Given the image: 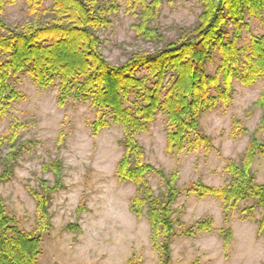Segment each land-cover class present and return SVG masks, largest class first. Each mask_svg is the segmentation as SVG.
<instances>
[{"label":"trees","instance_id":"obj_1","mask_svg":"<svg viewBox=\"0 0 264 264\" xmlns=\"http://www.w3.org/2000/svg\"><path fill=\"white\" fill-rule=\"evenodd\" d=\"M35 20L20 29H12L3 15L9 0H0V123L9 121L0 137V149L9 147L3 175L9 172L17 155L18 142L32 126L19 119L16 102L24 98L13 83L22 71H28L35 84L48 89L57 87V103L64 107L71 100L89 102L95 108L90 123L92 135L119 124L123 131L120 144L123 154L116 166L119 180L136 186L130 210L141 219L148 217L150 242L159 254L160 264L172 263V243L179 234L195 236L213 230L212 219L187 225L175 216V203L182 191L177 186L180 172L166 175L146 159L139 136L148 131L156 115H166L165 150L180 155L187 150L211 149V141L200 127V116L219 101L233 98L234 81L245 85L263 81L254 107L262 110V119L246 146L240 162L228 160L224 171L227 181L219 187L201 181L192 183L189 193L199 197L215 196L221 200L224 219L228 221L242 202L254 200L264 210V183H258L253 171L257 157L264 156V34L250 35L240 45L244 29L250 30L247 16L264 22V0H200L202 11L198 24L183 30L175 41L155 50H138L121 64H112L101 51L98 30L109 23L112 13L119 12L118 0H26ZM173 1V0H169ZM164 0H126L127 10L139 16L136 33L146 39H160L159 29L151 23L158 19ZM231 24L232 30L226 27ZM219 54L214 73L207 63ZM244 119L234 120L236 136L246 131ZM56 174V183L42 182L43 192L31 190L37 209L34 230L20 227L10 215L0 193V264H39L43 234L51 227V193L62 185L59 160L48 165ZM159 175L163 190L156 193L150 176ZM3 176V177H4ZM69 229L75 228L68 224ZM180 230V232H179ZM264 230V214L260 230ZM223 247L228 250L233 229L219 231ZM133 253L128 264H142Z\"/></svg>","mask_w":264,"mask_h":264},{"label":"rangeland","instance_id":"obj_2","mask_svg":"<svg viewBox=\"0 0 264 264\" xmlns=\"http://www.w3.org/2000/svg\"><path fill=\"white\" fill-rule=\"evenodd\" d=\"M9 1L1 16L9 27L20 29L35 20L26 0ZM118 3L119 12L112 13L109 23L97 32L102 53L117 65L135 51L155 50L177 40L183 30L198 24L202 11L200 0H164L158 19L151 23L162 37L152 40L136 33L134 25L140 18L127 10L126 0ZM50 6L51 1L47 0L46 7ZM247 21L250 30L244 29L241 46L249 43L251 34H264V22L251 16H247ZM232 27L228 24L226 29ZM213 59L207 63L209 73H214L219 65L217 52ZM13 83L24 95L16 102L18 117L32 127L20 138L6 176L3 173L10 149H0V193L7 212L17 218L22 229L32 231L37 224L36 200L31 190L43 192L45 180L53 186L56 174L48 170V165L56 160L62 165V185L50 195L52 227L43 234L39 264H128L133 253L142 259V264H160L159 254L150 242L148 217L138 219L130 210L136 186L116 175L123 154L121 126L112 124L94 137L90 123L96 112L89 102L71 99L64 107L59 106L57 87L37 86L28 71L19 73ZM262 85V80L253 85L235 80L230 102L219 101L202 112L200 127L211 141L208 151L191 148L180 155L168 154L166 115L162 112L139 136L151 164L166 175L174 170L180 172L177 186L182 193L174 205L175 216L187 225L213 220L210 232L175 237L173 264H264V230L259 232L262 207L256 206L254 200L242 202L227 221L218 197H199L187 191L197 181L213 187L226 183L224 167L230 159L241 161L250 136L262 119V110L253 106ZM235 119H244L246 129L238 136L233 131ZM8 126L9 121L0 123V137ZM261 139L264 140V128ZM253 171L257 182L264 183V156L255 159ZM150 181L157 194L163 190L159 175H151ZM68 224L75 228L69 229ZM223 227L233 229L228 250L219 234Z\"/></svg>","mask_w":264,"mask_h":264}]
</instances>
